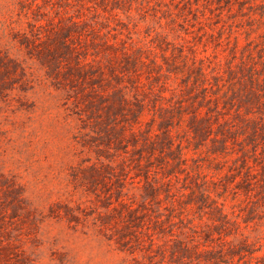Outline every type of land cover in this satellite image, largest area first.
<instances>
[{
  "label": "rangeland",
  "instance_id": "rangeland-1",
  "mask_svg": "<svg viewBox=\"0 0 264 264\" xmlns=\"http://www.w3.org/2000/svg\"><path fill=\"white\" fill-rule=\"evenodd\" d=\"M0 264H264V0H0Z\"/></svg>",
  "mask_w": 264,
  "mask_h": 264
},
{
  "label": "trees",
  "instance_id": "trees-1",
  "mask_svg": "<svg viewBox=\"0 0 264 264\" xmlns=\"http://www.w3.org/2000/svg\"><path fill=\"white\" fill-rule=\"evenodd\" d=\"M18 63L9 56L2 54L0 51V87L3 88L7 84V78L11 72L17 70ZM3 86V87H2Z\"/></svg>",
  "mask_w": 264,
  "mask_h": 264
}]
</instances>
